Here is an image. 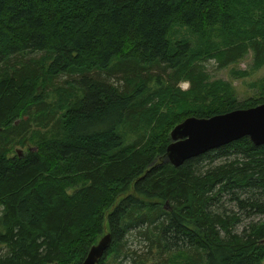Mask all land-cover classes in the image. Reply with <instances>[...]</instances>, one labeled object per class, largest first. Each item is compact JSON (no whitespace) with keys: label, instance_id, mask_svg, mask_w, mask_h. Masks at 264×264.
<instances>
[{"label":"trees","instance_id":"1","mask_svg":"<svg viewBox=\"0 0 264 264\" xmlns=\"http://www.w3.org/2000/svg\"><path fill=\"white\" fill-rule=\"evenodd\" d=\"M251 52L264 0H0V264H83L105 229L99 264H264V145L167 156L187 118L264 103L206 68Z\"/></svg>","mask_w":264,"mask_h":264},{"label":"water","instance_id":"2","mask_svg":"<svg viewBox=\"0 0 264 264\" xmlns=\"http://www.w3.org/2000/svg\"><path fill=\"white\" fill-rule=\"evenodd\" d=\"M244 137H249L255 145H264V103L209 118H187L172 130L167 156L178 167L186 160ZM110 244L111 233H107L92 246L83 264H99Z\"/></svg>","mask_w":264,"mask_h":264},{"label":"rangeland","instance_id":"3","mask_svg":"<svg viewBox=\"0 0 264 264\" xmlns=\"http://www.w3.org/2000/svg\"><path fill=\"white\" fill-rule=\"evenodd\" d=\"M206 68L211 75L210 82H216L219 80L225 81L230 84L235 96L238 100L243 101L252 97H262L264 95V66L262 68H255L254 66V55L249 53L242 60L229 65L226 68H219L215 60H209L206 62ZM245 73V74H243ZM183 90H188L190 87L189 82H181L179 85ZM21 146H16L15 149L24 152ZM222 159L216 160V163L224 162ZM225 206L229 211L238 212L234 203H228L227 200L224 201ZM241 222L238 229L241 231L243 227L248 224L251 219L246 213H242ZM257 217H255L256 219ZM109 233L108 229L101 235L104 237ZM145 243L136 233L129 235L127 240V247L125 252L129 253L131 256L139 257V255L144 256L146 253ZM131 257L127 258L121 257V264H133ZM109 261V260H108ZM120 263V262H119Z\"/></svg>","mask_w":264,"mask_h":264}]
</instances>
